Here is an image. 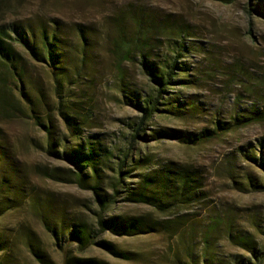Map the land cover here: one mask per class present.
<instances>
[{"label": "rangeland", "instance_id": "1", "mask_svg": "<svg viewBox=\"0 0 264 264\" xmlns=\"http://www.w3.org/2000/svg\"><path fill=\"white\" fill-rule=\"evenodd\" d=\"M224 1L0 0V27L16 24L37 35L41 26L55 29L64 58L63 90L68 103H75L80 115H87L78 126L80 139L71 138L56 113L48 69L14 44L24 63V75L14 87H22L29 101L15 91L14 109L0 108V264H39L33 250L50 264H60L61 238L57 234L54 239L49 228L59 230L61 220L63 225L78 220L91 223L95 209L91 190L70 182L71 167L47 154L45 132L32 122L25 106L32 104L34 115L43 122L48 118L55 137L60 138V148H75L86 138L99 142L109 153L99 167L104 186L114 176L115 164L139 117L128 99L136 96L142 102L154 95V86L136 59L118 66L109 53L111 38L119 32L131 34L132 20L138 16L148 21L177 20L187 29V48L177 58L185 72L175 70L176 78L169 81L164 97L172 95L180 105L192 103L193 108L184 106L174 116L157 104L158 111L133 140L130 154L139 160L122 168L127 171L122 186L135 191L143 174L185 169L200 188L190 203L163 212L128 202L122 191L108 215L148 214L159 221L182 217L185 223L172 234L119 236L106 231L98 236L126 259L96 245L83 251L73 245L69 253L104 264H202L203 258L212 264H232L231 256L247 253L232 245L227 234L245 232L254 246H264V189L250 185H264V120L197 145L161 134L197 132L210 128L216 118L226 122L235 113L248 115L252 107L264 109V0ZM255 6L263 8L260 16ZM167 37L153 40L154 59L167 55L171 60L174 37Z\"/></svg>", "mask_w": 264, "mask_h": 264}, {"label": "trees", "instance_id": "2", "mask_svg": "<svg viewBox=\"0 0 264 264\" xmlns=\"http://www.w3.org/2000/svg\"><path fill=\"white\" fill-rule=\"evenodd\" d=\"M216 1L225 2L224 0ZM253 10L259 16L263 13L261 6H255ZM132 23L133 30L131 34L125 35L123 32H119L111 38L109 53L118 66L123 62L136 59L142 73L154 86V95L143 99L142 102H139L136 96L135 99H128L127 102L137 110L139 117L133 125L132 134L129 136L122 152V157L115 164L114 176L107 178L104 186L101 185L99 167L104 164L103 162H105L109 153L99 146V142H96V139L88 140L86 138V140L78 142L75 148L65 146L60 148V138L55 137L53 126L48 118L46 117L47 121L43 122L42 119L34 115L31 108L32 104H29L28 107L25 106L29 111L28 116L32 122L40 126L45 132L47 154L67 163L71 167V174L67 175L71 180L70 182L81 188L86 186L87 189L91 190L94 199L95 209L92 211L90 224L78 220L63 225L64 223L61 220L59 221V230H56L55 227L49 228V232L54 239H56L57 234L61 238L60 264H104L94 258L72 256L69 253V248L73 245L80 251L96 245L115 257L126 259L125 254L116 250L111 243L97 239L106 231L119 236H132L151 232L172 234L171 232L175 228L185 223L182 217H176L172 221H159L148 214L108 215V208L120 192L125 191V198L128 202L152 206L159 212H163L176 208L181 204L190 203L195 199V192L200 188L199 183H197V186L194 185L196 181L194 176L191 177L185 169H165L151 174H143L137 182L135 191L128 189L130 187L125 189L122 186L123 180L127 177V171L122 168H126L133 160L134 162L139 160L133 159V155L130 154L133 140L139 131L146 129V123L158 111L157 104H162L164 110L174 116L180 114L184 106H188L187 109L193 108L192 103L184 106L180 105L181 103H179L177 97L172 95L164 97L165 88L169 81L176 78L175 70L181 73L185 72L184 64L178 63L177 58L181 57L182 52L187 48L184 45L185 38L189 36L187 29L177 20L167 18L148 21L138 16L137 19L132 20ZM77 32L83 40L82 30ZM156 35L158 37L162 35L168 36L167 38L174 37L170 61H168L169 57L167 55L162 56L161 59L153 58L151 50L154 48L153 40H157ZM14 44L22 47L33 60L46 66L53 82L56 113L68 131V135L71 138L80 139L77 133L78 126L84 124L87 115H80L78 112L80 107L73 102L68 103L62 83L65 79L64 58L60 52L58 37H56L53 27L49 29L41 26L38 35L30 29H24L16 24L11 25L9 29L0 27V108L3 109L4 107L5 110L14 109L11 97L14 98L13 93L15 91L19 97H23L27 102L29 101L24 97L22 87H14L16 83L21 82L24 75L23 57L15 49ZM83 57L84 51L81 52V58ZM160 99L165 101H160ZM247 112L248 115L235 113L226 122L216 118L212 121L210 128H202L197 132L170 131L171 133L162 132L161 134L183 144L197 145L250 122L264 120V109L262 108L257 110L252 107ZM1 150L0 147V154H2ZM249 158L254 160L252 157ZM261 162L262 159L260 158ZM250 185L256 190L264 189V185L256 182H251ZM227 238L232 245L247 253V256H231L232 264H262L264 261V246L261 248L254 246V240L249 234L245 232L234 235L229 233ZM32 252L39 264H50L48 259L43 257L37 250ZM202 260V264H212L208 259L203 258Z\"/></svg>", "mask_w": 264, "mask_h": 264}]
</instances>
